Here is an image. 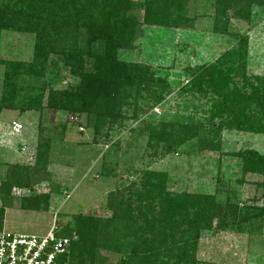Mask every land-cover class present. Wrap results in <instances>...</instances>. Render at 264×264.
<instances>
[{
  "label": "rangeland",
  "instance_id": "obj_1",
  "mask_svg": "<svg viewBox=\"0 0 264 264\" xmlns=\"http://www.w3.org/2000/svg\"><path fill=\"white\" fill-rule=\"evenodd\" d=\"M130 1L136 3L132 14L141 22L143 0ZM237 3L218 8L216 0H185V23L170 28L146 26L135 48L120 49V58L151 65L148 79L156 83L161 79L168 88L161 91L159 101L155 95L160 83L152 98L141 97L136 108L133 103L124 104L125 112L117 122L101 123L95 130L94 121L89 122L86 115L46 108L50 86L40 110H0L2 228L45 234L52 227L61 230L76 215H91L98 220L96 264H124L144 249L141 232L146 218L130 213L137 203L134 193L143 189L142 173L163 171L169 191L210 195L227 214L199 232L197 264H264V211L259 210L264 205L262 177L243 171L237 155L250 149L264 154V133L226 128L216 118L208 121L214 97L185 90L192 68L233 49L238 53L235 65L239 61L245 65L239 75L254 84L264 82V0ZM33 44L30 32L1 30L0 61H30ZM52 70L45 80L53 89L75 84L76 77L63 68ZM3 72L0 62V99ZM13 120L22 124L20 133L11 132ZM160 123L170 129L197 124L199 131L177 150L164 154L159 146H151L155 141L149 143L145 130V124ZM45 140L44 154L38 158L37 145ZM42 194L48 200L41 202V209L22 208V199ZM153 208L150 218L157 219L159 208L155 203ZM158 233L148 239L157 238ZM168 240L165 248L158 245L160 251L171 248Z\"/></svg>",
  "mask_w": 264,
  "mask_h": 264
},
{
  "label": "trees",
  "instance_id": "obj_2",
  "mask_svg": "<svg viewBox=\"0 0 264 264\" xmlns=\"http://www.w3.org/2000/svg\"><path fill=\"white\" fill-rule=\"evenodd\" d=\"M239 1L216 0L218 8H227L231 2ZM184 2L143 0V20L138 22L132 14L136 3L130 0H0V32L7 29L34 34L30 61H0L4 64L0 110H40L46 88L50 86L46 108L86 115L98 130L101 123L117 122L125 112L124 104L133 103L136 108L141 97L152 98L158 83L155 96L159 101L161 91L168 88L167 82L150 81L151 65L124 60L118 51L135 48L138 34L146 26L170 28L185 23ZM251 2L246 4L247 13ZM235 50L192 68L185 90L214 97L208 121L216 118L226 128L264 133V82L254 84L244 74L239 75L245 65L242 61L235 65L238 54ZM53 68H63L75 76V84L53 89L45 80L47 72H53ZM179 127L170 129L162 123L145 124L149 143L155 141L151 146H159L164 154L177 150L199 131L197 124ZM212 132L214 136L218 133L216 128ZM46 142L37 145L38 158L44 154ZM237 155L243 171L259 174L264 187V154L250 149L239 151ZM141 186L143 189L134 193L137 203L130 213L134 218H146L141 232V248L144 249L123 263L197 264L195 250L199 232L227 216L223 205L210 195L169 191L163 171H143ZM47 200V194L30 196L22 199L21 206L38 210L42 208L41 202ZM154 203L160 213L157 219L149 215ZM259 210L263 212L264 205ZM3 212L0 207V229ZM231 212H236V206ZM155 219L159 224L156 228ZM97 223V218L79 214L58 230L59 235L70 238L69 264H96ZM156 230L159 235L151 237V241L149 235H156ZM166 240L173 243L171 248L160 251L158 245L165 248Z\"/></svg>",
  "mask_w": 264,
  "mask_h": 264
},
{
  "label": "built area",
  "instance_id": "obj_3",
  "mask_svg": "<svg viewBox=\"0 0 264 264\" xmlns=\"http://www.w3.org/2000/svg\"><path fill=\"white\" fill-rule=\"evenodd\" d=\"M11 132L20 133L22 124L13 120ZM52 227L45 234L16 233L0 229V264H69L70 238Z\"/></svg>",
  "mask_w": 264,
  "mask_h": 264
}]
</instances>
